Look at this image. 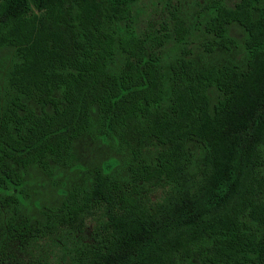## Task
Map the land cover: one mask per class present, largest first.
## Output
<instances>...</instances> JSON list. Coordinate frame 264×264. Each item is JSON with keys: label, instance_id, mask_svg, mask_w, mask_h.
<instances>
[{"label": "trees", "instance_id": "trees-1", "mask_svg": "<svg viewBox=\"0 0 264 264\" xmlns=\"http://www.w3.org/2000/svg\"><path fill=\"white\" fill-rule=\"evenodd\" d=\"M137 1L0 0V264L53 233L65 264H264V0H211L193 30ZM235 25L243 66L188 56Z\"/></svg>", "mask_w": 264, "mask_h": 264}, {"label": "rangeland", "instance_id": "rangeland-1", "mask_svg": "<svg viewBox=\"0 0 264 264\" xmlns=\"http://www.w3.org/2000/svg\"><path fill=\"white\" fill-rule=\"evenodd\" d=\"M226 1L230 3L234 0ZM209 2H211V0H138L134 6V10L139 23L142 26L148 24L147 22L150 21L154 25V28H159V24L166 20L172 28L173 23L171 12L174 11L185 20L184 23L186 28L191 30L193 28L191 23L199 20V15ZM198 32L199 31L194 30L191 34L186 36V48L191 50V53L188 56H190L196 63L199 65L212 63L244 65L246 52L239 26L235 25L234 29L231 31L233 42H231L228 47L218 45L211 52L207 51L204 46L201 45V41L197 36ZM87 140L89 143L93 142V144L96 142V145L86 149L91 159H96L99 151H106L108 149L106 144L100 140H92L90 137L87 138ZM157 148L158 144L151 139L145 143L144 153L148 155V157H151ZM159 193H156L158 195L156 198L158 199V205L163 211L165 200ZM86 223L87 228H89L91 226V221H87ZM0 230H2L1 225ZM67 245L68 241L64 235L58 233L49 235L45 234L39 236L37 240H33L28 245V249L18 252V256L22 259L21 261L24 262L23 264H27L30 260L37 257L48 259L53 264H65L67 260H69ZM11 247H13V243H11Z\"/></svg>", "mask_w": 264, "mask_h": 264}]
</instances>
